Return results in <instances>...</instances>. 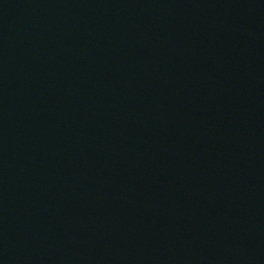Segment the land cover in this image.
Instances as JSON below:
<instances>
[{
    "label": "water",
    "instance_id": "1",
    "mask_svg": "<svg viewBox=\"0 0 264 264\" xmlns=\"http://www.w3.org/2000/svg\"><path fill=\"white\" fill-rule=\"evenodd\" d=\"M0 264H264V0H0Z\"/></svg>",
    "mask_w": 264,
    "mask_h": 264
}]
</instances>
